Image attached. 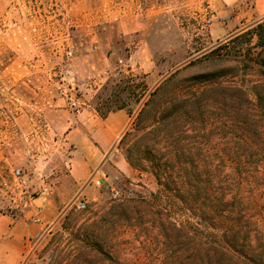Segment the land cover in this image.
I'll return each instance as SVG.
<instances>
[{
    "label": "rangeland",
    "instance_id": "rangeland-1",
    "mask_svg": "<svg viewBox=\"0 0 264 264\" xmlns=\"http://www.w3.org/2000/svg\"><path fill=\"white\" fill-rule=\"evenodd\" d=\"M257 21H264V0H0V216L31 220L43 197L59 204L54 221L24 240L21 257L0 264H53L74 251L78 227L96 236L104 257L147 261L181 251L144 165L149 158L175 163L173 176L177 162H200L216 186L230 162L264 176V102L254 87L263 79L264 49L256 35L241 34ZM171 73L178 96L190 97L188 112H171L161 93L142 118L158 126L157 135H121L116 144L124 157L142 158L146 168L131 166L142 178L129 183L117 173L116 197L101 185L83 195L57 188L75 148L65 125L53 126L45 111L109 100L132 118Z\"/></svg>",
    "mask_w": 264,
    "mask_h": 264
},
{
    "label": "trees",
    "instance_id": "trees-1",
    "mask_svg": "<svg viewBox=\"0 0 264 264\" xmlns=\"http://www.w3.org/2000/svg\"><path fill=\"white\" fill-rule=\"evenodd\" d=\"M241 34L256 35V44L264 49V21H257ZM257 63L263 76L261 82L254 85L260 103L262 99L264 102V58ZM172 77L173 73L149 91L122 133V138L133 135L136 140H141L157 135L158 126L143 125L142 118L161 93L169 94L167 103L173 108L171 112L176 108L178 112H188L190 97L178 96L179 89L173 84ZM139 100V97L136 98L137 102ZM176 102L178 105L175 107ZM93 107L101 117L117 108H124L131 115V110L124 105H111L109 100H103L101 105ZM124 153L132 167L146 168L139 162L142 158L138 154L133 159L132 152ZM148 161L149 164L144 165L156 178V196L161 213L176 233L181 251H174L170 258L158 256L147 261L140 256L127 260H121L118 256L104 257L101 256L102 248L95 240L96 236L86 230L80 233L78 227L74 232L78 240L74 251L68 250L55 257L53 264H100L104 258L109 259L110 264H264V176L239 171V167L233 168L237 163L230 162L231 170L224 175V179L218 180L216 186L214 178L203 172L206 165L200 162H177L176 175L173 176L171 170L175 163L150 158ZM238 165H241L240 162ZM227 194L230 197L225 198ZM63 229L69 228L65 225ZM165 233L166 246L169 238L166 229ZM185 249L190 251L188 256L182 253Z\"/></svg>",
    "mask_w": 264,
    "mask_h": 264
},
{
    "label": "crops",
    "instance_id": "crops-1",
    "mask_svg": "<svg viewBox=\"0 0 264 264\" xmlns=\"http://www.w3.org/2000/svg\"><path fill=\"white\" fill-rule=\"evenodd\" d=\"M45 113L53 126L65 125V137L75 148L65 182L57 188L66 189V194L83 195L93 192L100 185L114 188L117 173L129 183L142 178V173L135 171L116 147L131 118L124 108L111 110L101 117L88 101H82L76 111L69 101ZM53 116L56 123L51 119ZM58 207L56 201L43 197L36 218L28 220L1 215L0 258H20L24 240L42 233L54 221Z\"/></svg>",
    "mask_w": 264,
    "mask_h": 264
},
{
    "label": "built area",
    "instance_id": "built-area-1",
    "mask_svg": "<svg viewBox=\"0 0 264 264\" xmlns=\"http://www.w3.org/2000/svg\"><path fill=\"white\" fill-rule=\"evenodd\" d=\"M66 53H67V56H71V51H70V50H68ZM72 104H74V102H72ZM75 110H76V109H75ZM14 173H15V174H19V170H18V169H15V170H14ZM111 195H112L113 197L118 196V195H119L118 190L112 188V189H111ZM85 206H86V202H85V200H83V199H79V200L76 202V207H77V208L83 209Z\"/></svg>",
    "mask_w": 264,
    "mask_h": 264
}]
</instances>
